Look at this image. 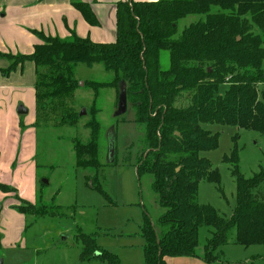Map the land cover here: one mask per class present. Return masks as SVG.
Wrapping results in <instances>:
<instances>
[{"label": "trees", "instance_id": "1", "mask_svg": "<svg viewBox=\"0 0 264 264\" xmlns=\"http://www.w3.org/2000/svg\"><path fill=\"white\" fill-rule=\"evenodd\" d=\"M85 21L95 24L88 6L74 4ZM217 10V12L215 11ZM188 16H202L174 39L177 24ZM116 38L113 43H94L71 35L68 39L33 34L39 44L29 55L0 53L9 63L1 71L4 77L34 67L35 123L74 126L76 115L71 106L77 89V65H102L113 75L110 83L94 84L119 89L124 83L126 99L135 111V123L144 126L148 152L137 163L138 179L153 177L152 191L166 212L158 224L166 227L159 237L145 213L141 237L145 264H167L177 257L200 258L206 263L219 259V248L228 242L234 230V243L248 248L264 246V191L253 194L264 181V172L251 178L239 173L237 150L223 162L231 166L235 177V207L229 219L208 205L196 201L199 183H218V173L201 152L216 149L217 136L202 125H222L264 136V0H160L127 2L115 6ZM257 28L260 35H254ZM169 54V68H159V54ZM227 81V82H226ZM226 84V85H225ZM222 86H226L222 93ZM183 92H194L185 107L176 106ZM91 136L85 144H76L74 165L97 173L101 168L98 148L99 124H87ZM91 181L95 186L96 176ZM0 192L15 193L0 182ZM59 210V207H55ZM15 210L24 217L52 218V212L26 203ZM208 230L210 239L198 254L199 229ZM213 231V232H212ZM80 260L99 259L119 264L115 255L99 250L91 236L78 233Z\"/></svg>", "mask_w": 264, "mask_h": 264}, {"label": "rangeland", "instance_id": "2", "mask_svg": "<svg viewBox=\"0 0 264 264\" xmlns=\"http://www.w3.org/2000/svg\"><path fill=\"white\" fill-rule=\"evenodd\" d=\"M202 20V16H189L179 21L174 39L188 25ZM253 33L260 35L257 28L253 29ZM159 68L162 71L169 68V54L166 51L159 54ZM112 78L113 75L105 72L102 65H77L75 82L78 87L71 103L77 114L74 126L55 129L48 124L36 126L34 109V122L30 126L34 129L33 138L30 139L34 150V181L27 174L23 178H16L22 200L11 193L17 205L10 208L18 213L16 207L29 203L48 209V213L52 212L54 217L35 219L22 215L21 222L17 218L12 223L10 217L1 215L0 264H105L99 259L90 262L80 260L82 245L76 240L78 233L91 236L94 245L115 255L119 264H145L141 247L142 244L144 247L141 237L144 214L151 219L159 237L166 232L167 228L157 222L166 210L160 207L158 196L151 189L153 177L145 175L138 179L135 173L137 163L149 150L144 126L135 123V111L130 102H127L123 115L115 116L119 97L117 87H102L96 91L94 87H89V83H110ZM225 88L222 86L219 92L222 93ZM257 90H264V83H260ZM181 94L176 106L185 107L190 104L194 92ZM5 95L0 97V101L7 103L5 105L13 102L15 110L19 107L30 109L29 114L22 117L23 120L32 117V98L26 96L17 100L13 94ZM82 110L85 114L80 116ZM93 119L99 124L98 148L102 166L97 173L76 168L73 152L76 144H85L90 138L91 130L87 124ZM202 128L217 136L216 149L201 152L200 157L211 163L219 180L217 184L201 181L196 201L199 205L212 207L220 216L229 219L235 207L236 181L231 174V166L223 159L230 157L236 149L239 173L244 178L264 172V136L216 124H205ZM85 176L92 179L96 176L94 185L99 189H92L91 181L86 182ZM262 182L252 191L253 194L264 191ZM55 207H59V210ZM208 230L212 229H199V255L203 254V246L210 239ZM218 252L219 260L214 264H264V246L244 248L235 244L234 230L228 232V242Z\"/></svg>", "mask_w": 264, "mask_h": 264}, {"label": "crops", "instance_id": "3", "mask_svg": "<svg viewBox=\"0 0 264 264\" xmlns=\"http://www.w3.org/2000/svg\"><path fill=\"white\" fill-rule=\"evenodd\" d=\"M127 1L129 0H0V53L31 54L33 47L40 43L34 32L60 39L75 35L94 43H113L116 38L115 6L117 3ZM133 1L157 2L160 0ZM76 3L88 6L95 19L94 25L88 24L82 14L75 9ZM7 65V62L0 60V97L13 94L17 100L27 96L33 101V106L31 105L33 114L28 118L29 120H23L22 117L28 115L30 109L25 115H18L13 102H9L11 105L7 106L5 105L7 103L0 101V182L15 189L16 192L12 194H17L22 200V193L20 191V195L19 186L15 180L27 174L34 181L35 174L33 141H30L34 134V129L30 126L34 122L35 75L33 65L27 63L22 70L11 74L13 76L2 77L1 71ZM24 71L27 73L24 74ZM15 89H19L20 93H15ZM86 177L88 176L84 178ZM12 194L0 192V216L10 217L12 223L17 218L21 222L23 216L10 208L17 205ZM141 247L143 248V244ZM218 260L206 263L200 258L177 257L168 259L167 264H214Z\"/></svg>", "mask_w": 264, "mask_h": 264}, {"label": "water", "instance_id": "4", "mask_svg": "<svg viewBox=\"0 0 264 264\" xmlns=\"http://www.w3.org/2000/svg\"><path fill=\"white\" fill-rule=\"evenodd\" d=\"M127 109V99H126V87L123 83L119 89V97H118V107L117 111L115 113V116H121L125 113ZM27 113V110L23 109V107H19L17 109L18 115H25ZM85 114V111L82 110L80 113V116H83Z\"/></svg>", "mask_w": 264, "mask_h": 264}]
</instances>
